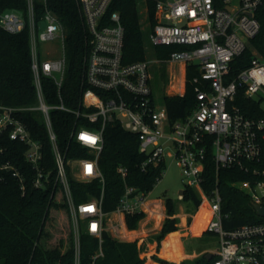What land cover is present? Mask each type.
Returning <instances> with one entry per match:
<instances>
[{
    "label": "built area",
    "instance_id": "built-area-1",
    "mask_svg": "<svg viewBox=\"0 0 264 264\" xmlns=\"http://www.w3.org/2000/svg\"><path fill=\"white\" fill-rule=\"evenodd\" d=\"M112 1L80 0L92 46L85 57L82 78L88 88L83 90L77 107L66 103L62 91L67 70L66 33L58 16L46 9L37 21L35 0H27L26 14L14 9L0 12V29L17 34L28 27L36 90V103L32 106L15 108L0 104V136L6 134L27 146L26 161L35 171L33 184L36 188L44 187L49 179L43 165V146L19 118L20 112L40 114L52 144L57 170L55 183L64 192L76 231L77 249L83 225L88 234L99 239V254H103L109 214L103 210L105 177L98 159L104 148L106 125L117 123L138 137L140 152L145 155L141 163L143 171L165 165L170 154L181 168L185 187L198 192L199 208L205 204L210 214L205 232L218 238L215 264H264V220L225 228L223 220L228 215L222 211L218 184L209 192L203 188L206 161L212 152L216 173L222 168H238L246 173L249 179L235 182L233 186L247 193L253 205L264 206V116L248 117L237 103L242 89L244 97L261 100L263 105L264 51L253 49L250 65L231 76L232 63L261 30L256 13L264 0H158L151 43L181 46L182 49L172 51L163 61L181 65L185 76L189 66L198 72L192 82L196 106L188 116L176 120L170 118L165 105L156 104L150 83V62L123 61L125 28L119 12L107 15ZM52 42H60L61 53L57 57L42 58L40 44ZM45 79H50L56 87L55 101L50 102L47 97ZM52 111L75 117L69 139L86 148L92 157H66L57 143ZM117 171L126 179V168L118 167ZM6 173L16 177L25 190V176L12 163L0 162V180ZM164 173L165 169L162 176ZM70 179L81 183L98 180L102 184L101 196H90L77 203ZM148 194L126 185L114 213L125 217L146 212ZM161 202V211H166V201Z\"/></svg>",
    "mask_w": 264,
    "mask_h": 264
},
{
    "label": "trees",
    "instance_id": "trees-1",
    "mask_svg": "<svg viewBox=\"0 0 264 264\" xmlns=\"http://www.w3.org/2000/svg\"><path fill=\"white\" fill-rule=\"evenodd\" d=\"M148 11L150 30L156 25L155 8L158 0H143ZM14 9L27 12V0H0V12ZM46 9L52 10L60 19L66 33L67 70L62 87L64 99L70 106L77 107L82 92L88 86L82 83L84 61L91 49V35L86 24L80 0H35V16L40 21ZM119 12L125 28L123 61L134 63L148 60L147 49L150 34L146 35L141 23L139 0H113L107 15ZM261 30L250 40L248 48L232 63L231 76L237 75L250 65L253 49L264 51V5L257 13ZM181 46H155V56L166 60L174 50ZM32 57L28 27L17 34L0 29V104L15 108H24L36 103V90L33 85ZM197 70L189 66L185 76V93L183 95H165L164 105L172 120L185 118L196 106L193 79ZM45 88L50 102L55 101L56 87L50 79H45ZM99 92V91H98ZM237 103L242 112L251 118L264 116L262 101L244 97L241 89ZM19 118L24 121L33 138L43 146V165L48 172L46 185L36 188L33 184L35 171L26 161L27 146L19 141L11 140L8 135L0 136V162H10L25 176V190L19 180L6 173L0 180V264H145L140 256L138 241H122L113 238L109 232L103 235L102 255H100L99 239L88 234L82 226L79 236V249L70 228L68 245L63 250V241L55 248L48 246L52 238L49 222L53 218V210L63 213L71 220L64 192L55 183L56 164L52 153V144L46 126L39 113L20 112ZM54 131L59 148L69 158L92 157L86 148L69 136L74 126L75 117L66 112L52 111ZM98 125V124H97ZM104 148L98 164L105 177L103 210L107 214L114 213L124 195L126 185L138 192H150L158 179L162 177L165 165L152 167L147 171L141 169L145 155L140 152L138 137L124 130L117 123H108L104 130ZM118 167L128 170L126 179L118 173ZM203 188L206 192L218 187L222 196V211L228 215L223 224L227 229L241 227L246 224L264 220L257 215L250 196L234 187L238 181H246L249 176L238 168H222L216 173L213 153L210 152L204 171ZM218 180V181H217ZM218 182V183H217ZM70 187L74 200L84 202L90 196L100 197L102 184L95 180L92 183H81L70 179ZM182 203L189 213H195L200 206L201 197L191 187H186L182 195ZM178 203L171 198L166 200V219L163 230L158 235L161 240L166 234L162 253L174 262L184 258L180 250L179 220L171 218L177 212ZM145 212L126 214L125 223L129 230H137L139 222L145 218ZM174 232V233H172ZM205 237L215 236L209 232ZM218 256L207 259L206 255L194 260H185L180 264H215ZM164 262V261H163Z\"/></svg>",
    "mask_w": 264,
    "mask_h": 264
},
{
    "label": "rangeland",
    "instance_id": "rangeland-1",
    "mask_svg": "<svg viewBox=\"0 0 264 264\" xmlns=\"http://www.w3.org/2000/svg\"><path fill=\"white\" fill-rule=\"evenodd\" d=\"M139 5L142 28L145 34L148 35L151 32L148 11L143 0H139ZM61 51L60 42L41 43L39 46L42 58L57 57ZM147 57L150 62V75L152 76L150 83L158 106H164L163 98L165 95L185 93V74L181 65L164 61L159 62L160 60L155 56V46L151 41L148 45ZM181 173V168L169 154L166 157L165 173L162 179L155 184L154 189L148 194L146 216L139 222L137 228L142 233L136 240L140 247V256L145 260V264H180L185 260H194L210 253L215 254V249L219 246L218 238L203 236L210 217L206 205L203 204L201 208L198 207L195 213L186 211L185 205L182 203L183 194H180L186 188ZM169 198L178 203L177 212L171 218L179 220L178 230L175 232L181 234L180 250L184 258L177 262L167 259L162 253L164 242L171 233L166 234L161 240L157 238L163 230L166 219L169 217L167 211H161L160 204L161 201H166ZM161 215L162 218L160 219ZM51 219L49 226L53 236L48 241V246L55 248L62 240L63 250H65L68 245L70 228H72L71 230L76 237L72 219L69 221L65 214L55 212V210H53V218ZM106 221L110 235L123 241L125 238L122 236L124 230L122 217L119 214L111 213L106 217Z\"/></svg>",
    "mask_w": 264,
    "mask_h": 264
},
{
    "label": "crops",
    "instance_id": "crops-1",
    "mask_svg": "<svg viewBox=\"0 0 264 264\" xmlns=\"http://www.w3.org/2000/svg\"><path fill=\"white\" fill-rule=\"evenodd\" d=\"M184 85H185V83H184ZM184 85H183V90H184ZM180 90H182V89H180ZM146 208H148L147 207V205H146ZM122 217V219H123V225H124V230H123V237L125 238V239H123V241H136L137 240V238L139 237V236H141V232L139 231V230H129L128 228H127V226H126V223H125V217L124 216H121ZM119 240H122V239H119ZM183 247V246H182ZM184 248V247H183ZM186 254V253H185ZM187 255V254H186Z\"/></svg>",
    "mask_w": 264,
    "mask_h": 264
},
{
    "label": "water",
    "instance_id": "water-1",
    "mask_svg": "<svg viewBox=\"0 0 264 264\" xmlns=\"http://www.w3.org/2000/svg\"><path fill=\"white\" fill-rule=\"evenodd\" d=\"M184 191H181L180 194H183ZM254 209L257 213L258 216L264 218V206H261L259 204H254ZM215 255L214 253H210L208 255H206V258L209 260L212 258V256Z\"/></svg>",
    "mask_w": 264,
    "mask_h": 264
},
{
    "label": "bare ground",
    "instance_id": "bare-ground-1",
    "mask_svg": "<svg viewBox=\"0 0 264 264\" xmlns=\"http://www.w3.org/2000/svg\"><path fill=\"white\" fill-rule=\"evenodd\" d=\"M162 218V215L160 216V219ZM142 233V232H141Z\"/></svg>",
    "mask_w": 264,
    "mask_h": 264
}]
</instances>
